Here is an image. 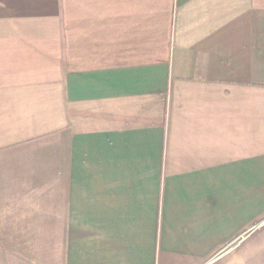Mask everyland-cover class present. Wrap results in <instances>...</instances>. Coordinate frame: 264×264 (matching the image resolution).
Wrapping results in <instances>:
<instances>
[{"label":"crops","instance_id":"1","mask_svg":"<svg viewBox=\"0 0 264 264\" xmlns=\"http://www.w3.org/2000/svg\"><path fill=\"white\" fill-rule=\"evenodd\" d=\"M0 264H264V0H0Z\"/></svg>","mask_w":264,"mask_h":264}]
</instances>
